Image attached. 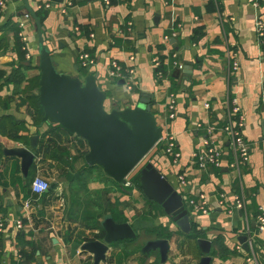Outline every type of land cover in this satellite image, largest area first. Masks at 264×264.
<instances>
[{
	"label": "crops",
	"instance_id": "0c3cea01",
	"mask_svg": "<svg viewBox=\"0 0 264 264\" xmlns=\"http://www.w3.org/2000/svg\"><path fill=\"white\" fill-rule=\"evenodd\" d=\"M45 1L14 0L0 16V223L5 224L0 264H94L93 255L81 248L104 238L101 224L116 204L125 221H115L130 223L138 238L117 244L101 264H162L159 251L142 253L153 240L169 241L166 264H199L205 256L200 239L212 243L211 264H264V232L256 222V212L264 213V48L256 32V19L261 17L264 23V0L259 10L249 0H111L110 5L104 0H63L47 10L43 24L45 45L61 74L79 77V54L88 52L96 62L92 71L107 95L106 109L133 108L144 94L163 127L170 78L179 71L174 56L183 64L180 89L174 94L177 117L171 125L181 160L174 166L157 147L143 166L151 163L158 168L185 203L188 196H207L209 215L189 210L196 231L204 235L197 241L150 202L138 182L118 186L101 170L86 168L79 158L89 150L84 140L31 114L38 111L37 28L34 18L28 22L27 54L22 57L13 25L19 28L24 15L36 14ZM155 58L167 71L163 78L153 67ZM114 61L134 65V92L108 77ZM235 61L240 64L236 72ZM20 75L21 84L16 79ZM235 106L245 117L244 136L251 148L249 164L239 169L233 166L231 138L224 132ZM212 126L216 127L212 141L223 151L222 166L202 170L198 161L207 152L203 140ZM36 136L35 160L26 178L21 159L5 156L4 150L30 149ZM37 175L51 186L40 197L31 192ZM179 175L186 177L184 187ZM240 193L246 200L243 211L232 209L231 199ZM224 194L230 198L226 205L221 204ZM18 221L22 229L17 228ZM79 241L81 246L75 248Z\"/></svg>",
	"mask_w": 264,
	"mask_h": 264
},
{
	"label": "water",
	"instance_id": "95a60500",
	"mask_svg": "<svg viewBox=\"0 0 264 264\" xmlns=\"http://www.w3.org/2000/svg\"><path fill=\"white\" fill-rule=\"evenodd\" d=\"M53 1V6L63 2ZM30 12L35 20L39 41V101L44 112L43 123L61 126L84 140L89 149L85 156L87 166L101 168L115 183L126 186L128 180L139 174L140 186L146 198L160 206L183 234L190 235L192 220L182 195L153 164L138 169L158 146L163 134L150 97L143 94L133 108L116 107L108 111L107 95L100 87L98 75L93 71L82 74V77L61 74L45 45L42 23L34 12ZM120 84L124 85V82L120 81ZM38 139L37 136L31 139L32 149L20 147L4 150L5 156L21 159L26 178L35 160L32 150L37 148ZM101 226L104 238L86 242L81 248L83 252L93 255L94 264L106 263L108 252L117 244L138 238L130 223H118L112 216L105 217ZM198 245L205 255L199 264H211L212 243L200 239ZM169 250L168 240H153L145 244L142 253L159 251L162 264H166Z\"/></svg>",
	"mask_w": 264,
	"mask_h": 264
},
{
	"label": "built area",
	"instance_id": "2783aa9c",
	"mask_svg": "<svg viewBox=\"0 0 264 264\" xmlns=\"http://www.w3.org/2000/svg\"><path fill=\"white\" fill-rule=\"evenodd\" d=\"M253 7L257 10L260 8V0H249ZM106 5L111 4V0H104ZM9 5H14V0H0V16L7 9ZM54 1L46 0L42 5L39 6V10H51L53 8ZM63 14L67 13V8L62 10ZM33 21V17L30 13L24 15L22 21L19 22V37L21 42L25 45L28 43V36L25 31L28 27V22ZM128 31H132L133 23H129L127 25ZM76 33L80 32L79 28H76ZM256 32L258 35V42L260 46L264 44V23L262 22L261 17L256 19ZM94 37V35H91ZM27 49V47H26ZM29 58V56H28ZM175 62L174 67L183 71L184 66L177 60V56H174ZM135 57H131L129 62L132 63ZM79 66L87 71L89 74L94 67L96 66L95 60L88 52H81L78 57ZM162 63L159 59L155 58L153 60V67L158 71V77L163 78L164 75L161 72ZM240 64L235 61L233 64L234 72L238 71ZM82 77V75H80ZM108 77L111 80H119L124 82V86L129 92H134L137 87V81L135 76V67L134 65H123L118 61H114L110 65V69L108 71ZM261 104L264 113V88L261 93ZM177 117V106H176V98L174 94H171L167 100V118L165 120V127L163 128L162 138L157 147H160L162 153L169 159V161L177 166L181 160V152L178 151V146L175 141V136L171 131L172 122ZM244 128H245V117L241 113V109L238 106L232 108L230 112V120L228 124L224 128V132L228 134L231 138V145L233 149V153L235 156L234 167L239 169L240 166L248 165L251 157V148L249 143L247 142L244 136ZM216 130L215 126L209 127L207 130V136L203 140V144L207 149L205 155L199 157L198 165L202 170L207 169L208 167L220 168L222 166L223 159V151L216 146L212 141V136ZM132 181V178L130 179ZM130 180H128L126 186H131ZM179 183L182 187L186 184L185 175L178 176ZM51 189L50 183L40 175H37L31 182V192L35 196H42L47 194ZM221 204H225L230 201V198L227 195H222ZM232 209L243 211L246 209V200L243 193L235 195L232 199ZM187 208L195 214L201 215H209L210 214V204L208 202V198L205 194H200L195 197H191L189 201L186 202ZM27 207H30V202L27 203ZM257 227L260 232H264V213L260 212L256 217ZM16 226L18 229H22L24 227L22 221L16 222ZM4 230L5 224L3 222L0 223V241L4 238Z\"/></svg>",
	"mask_w": 264,
	"mask_h": 264
},
{
	"label": "trees",
	"instance_id": "16d2710c",
	"mask_svg": "<svg viewBox=\"0 0 264 264\" xmlns=\"http://www.w3.org/2000/svg\"><path fill=\"white\" fill-rule=\"evenodd\" d=\"M47 13H48V11H46V10H43V9H41V10H38V12H36V17L38 18V20L42 23V26H43V24H44V21H45V19H46V15H47ZM33 17V16H32ZM15 28V30H16V35H17V37H16V40H17V42H18V47L20 48V50L21 51H23L22 53H21V55H22V57H24V56H26V54H27V49H26V45L23 43V42H21V39H20V37H19V32H20V30H19V28L18 27H16L15 25H13V29ZM201 34H198V36H200ZM263 48H264V44H263V46H262ZM175 69V68H174ZM161 72L165 75V73L167 72L166 71V69H165V67L162 65V67H161ZM80 75H82V74H87V71L86 70H84V69H82L81 67H80ZM179 76H180V71H176V72H174V74H173V76L170 78V81H171V94H177V92L179 91V89H180V83H179ZM16 79H17V82L18 83H22L23 81H24V78L20 75V77H17L16 76ZM114 82L115 83H117V84H119L120 83V81L119 80H114ZM38 90H39V88H38ZM36 105H37V108H38V111H36V112H33V111H31V114H36L37 115V117L39 118L40 117V119L42 120V118H43V116H44V112H43V109H42V106H41V104H40V101H39V91H38V95L36 96ZM54 127H56V129L57 130H62V131H64L65 133H67L68 135H72V136H74L73 134H71V133H69L67 130H65L64 128H62L61 126H54ZM56 129H53V130H56ZM82 140V139H81ZM157 148V147H156ZM158 153L161 155V153H162V150L158 147ZM85 154H83V155H80L79 156V158L81 159V160H83V162L85 163ZM85 167L86 168H88V169H90V170H96V169H99V170H101L102 172H103V170L101 169V168H99V167H94V168H90V167H88L87 166V164L85 163ZM103 174H104V176H106L105 175V173L103 172ZM107 177V176H106ZM108 178V177H107ZM108 179H110V178H108ZM111 180V179H110ZM112 181V180H111ZM112 182H114V181H112ZM132 182L133 183H136V182H138L137 183V187L138 188H141V186H140V182H139V174H136L133 178H132ZM115 183V182H114ZM116 185H118V186H120L119 184H117V183H115ZM191 197L192 196H188L187 197V200H186V202L187 201H189L190 199H191ZM150 202H152V201H150ZM153 204H155L154 202H152ZM121 205L120 204H116V206L113 208V209H111V216L116 220V221H120V222H124L125 221V219H124V216H123V214H122V212L119 210V207H120ZM155 206L157 207L158 205L157 204H155ZM158 207H160V206H158ZM161 208V207H160ZM162 209V208H161ZM257 213V215L259 214V212H256ZM257 217V216H256ZM162 231H164L165 232V229H163ZM167 231V230H166ZM170 235V233H168V236ZM189 237H191V238H193V239H195L196 241L198 240V239H200L201 237H204V235L203 234H201V232H198V231H196V228H195V224L194 223H192V232H191V234L190 235H188ZM81 244H82V241H79L78 243H76V245H75V248H79V246H81ZM127 257H128V254H127ZM224 259H227V258H224Z\"/></svg>",
	"mask_w": 264,
	"mask_h": 264
},
{
	"label": "rangeland",
	"instance_id": "374dc122",
	"mask_svg": "<svg viewBox=\"0 0 264 264\" xmlns=\"http://www.w3.org/2000/svg\"><path fill=\"white\" fill-rule=\"evenodd\" d=\"M145 160H146V159H145ZM145 160L142 162V164L139 166L138 169H141V168L143 167V165L145 164ZM138 169H137L136 171H138ZM136 171H135V172H136ZM87 204H88V203L84 202V205L87 206Z\"/></svg>",
	"mask_w": 264,
	"mask_h": 264
}]
</instances>
